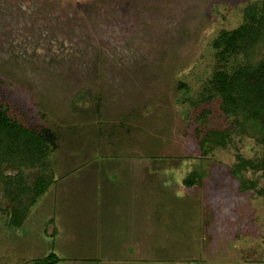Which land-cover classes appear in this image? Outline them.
I'll use <instances>...</instances> for the list:
<instances>
[{
    "label": "rangeland",
    "instance_id": "1",
    "mask_svg": "<svg viewBox=\"0 0 264 264\" xmlns=\"http://www.w3.org/2000/svg\"><path fill=\"white\" fill-rule=\"evenodd\" d=\"M255 1L0 0V101L59 136L57 185L24 230L0 218L2 264L51 250L58 264H264V199L232 172L263 146L237 129L225 147L204 151L193 120L218 64L215 37ZM209 106L201 126L229 125ZM190 174L192 187L183 182ZM232 212L236 223L227 222ZM99 217L119 221L110 220L113 242L95 232Z\"/></svg>",
    "mask_w": 264,
    "mask_h": 264
},
{
    "label": "trees",
    "instance_id": "2",
    "mask_svg": "<svg viewBox=\"0 0 264 264\" xmlns=\"http://www.w3.org/2000/svg\"><path fill=\"white\" fill-rule=\"evenodd\" d=\"M212 46L218 64L202 85L199 100L194 103L196 107H203L193 119L197 127L195 138L202 150L212 151L225 147L233 135L238 134L237 129L252 136L263 146V152L253 159L239 156L240 162L232 172L239 176L243 190H255L264 199V185L258 187L260 178L264 177V0L249 3L244 10V21L236 28L222 29ZM186 86L185 81L179 83L180 89ZM210 104H216V108L230 118L229 125L206 129L204 124L201 126L204 117L214 112L210 106L206 107ZM18 108H14V104L12 107L7 100L0 101V218H5L7 225L24 230L32 207L59 180L53 160L59 136L49 126L29 125ZM247 168L252 169L253 175L261 174L256 179L247 178L242 174ZM11 169L15 172L8 174ZM190 175L183 182L192 187L195 177ZM40 206L46 209L48 205L43 201ZM232 214L228 223H236L239 219L237 214ZM215 217L221 223L219 229L223 233L228 225ZM257 217L260 225L257 229L264 237V212ZM234 226L230 228H238ZM249 241L248 238L244 243ZM60 259L56 251L51 250L25 262L58 264ZM234 261L235 258L232 264H236Z\"/></svg>",
    "mask_w": 264,
    "mask_h": 264
},
{
    "label": "crops",
    "instance_id": "3",
    "mask_svg": "<svg viewBox=\"0 0 264 264\" xmlns=\"http://www.w3.org/2000/svg\"><path fill=\"white\" fill-rule=\"evenodd\" d=\"M98 203V202H97ZM99 207L100 208H102V206H101V203H99V205H97V208H96V210L98 211V209H99ZM102 214H103V212H102ZM98 217V216H97ZM114 216H112V218H113ZM110 218V217H109ZM112 218H110V220H112ZM99 219H101L102 221L101 222H96V226L94 227V230H95V232H97L98 233V231L97 230H99L100 232H101V237L102 238H104V237H106V236H108V238H110L111 237V232L110 231H113L114 229L111 227V225H112V222H110V220H109V222L108 221H106V222H104L103 221V218H100L99 217ZM113 221V223H116L118 220H112ZM119 222V221H118ZM117 222V223H118ZM149 222L150 223H152V224H150L151 226H152V228H153V231L154 232H156V231H160V228L158 229L157 228V224H159L158 223V220H156V218H153V219H149ZM92 223V222H91ZM110 223V226L108 225ZM162 223V222H161ZM90 224V223H89ZM93 224H94V222H93ZM119 224V223H118ZM133 224H135V223H133V221H131V222H128V226H130V225H133ZM123 228H124V225L123 224H120ZM151 227H150V230L152 229ZM89 229H91V228H89ZM91 231H92V229H91ZM103 233V234H102ZM159 238H161V234H160V237ZM109 240H111V242H113V240L110 238ZM121 240V239H120ZM136 248H137V250L133 247V249H135L136 250V253L134 254V253H132V252H129L128 254H126V256H127V258L130 260V258L132 257V258H135L137 255H139V250H138V245H136ZM112 250H116V249H114V248H111Z\"/></svg>",
    "mask_w": 264,
    "mask_h": 264
}]
</instances>
